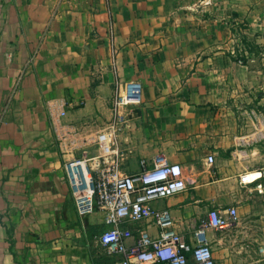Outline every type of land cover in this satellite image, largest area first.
I'll list each match as a JSON object with an SVG mask.
<instances>
[{
	"label": "crops",
	"instance_id": "crops-1",
	"mask_svg": "<svg viewBox=\"0 0 264 264\" xmlns=\"http://www.w3.org/2000/svg\"><path fill=\"white\" fill-rule=\"evenodd\" d=\"M13 9L17 21L6 27L19 31L0 53V264H100L108 214H79L65 164L87 154L131 174L159 153L182 166L188 189L154 207L169 208L187 239L212 208L236 207L246 240L237 244L233 228L208 230L216 263L264 264V241L252 246L264 237V197L239 179L264 181V0ZM51 11L46 43L23 70ZM128 81L140 84L142 101L132 114L123 108L128 124L114 132V97ZM146 226L124 222L127 241Z\"/></svg>",
	"mask_w": 264,
	"mask_h": 264
},
{
	"label": "built area",
	"instance_id": "built-area-1",
	"mask_svg": "<svg viewBox=\"0 0 264 264\" xmlns=\"http://www.w3.org/2000/svg\"><path fill=\"white\" fill-rule=\"evenodd\" d=\"M141 96V86L136 82L118 86L110 124L114 132L122 131L128 124L129 114L123 108L132 110L141 103ZM95 158L87 154L74 158L65 164V172L80 215L96 209L107 212L111 227L100 234L98 241L108 256L116 258L115 264H217L207 232L236 227L240 222L236 207L212 208L187 239L174 228L170 209L153 205L156 200L188 189V179L179 163L170 162L164 153H159L151 160L143 158L140 170L127 174L121 171L117 160ZM214 160L210 154L208 161ZM262 178L248 172L239 177L242 184L256 182L264 197ZM132 221H144L148 226L138 228L134 241L129 243L123 223ZM150 226L157 227L156 234L150 231Z\"/></svg>",
	"mask_w": 264,
	"mask_h": 264
},
{
	"label": "rangeland",
	"instance_id": "rangeland-1",
	"mask_svg": "<svg viewBox=\"0 0 264 264\" xmlns=\"http://www.w3.org/2000/svg\"><path fill=\"white\" fill-rule=\"evenodd\" d=\"M51 1L52 0H0V53H4V51H5V44H4L5 36H7L8 38L9 37L13 38L14 33L19 31L18 28L6 27L7 25H11L12 24L11 22L16 23V21H17L16 13H15L13 8L15 6L16 7L19 5L21 6L22 4L25 5V3L28 5V4H34L36 2H38V4L47 5L48 2H51ZM10 10H12L11 13H10ZM55 15H56V13L51 11L49 13V16L46 18L45 28L42 32H39L40 34L38 35L39 43L36 47H33L35 49H33V50L30 49L29 57H28V60L26 61V65H25L23 70H25V68H27L31 64L32 60L34 59V57L38 53H41V46H44V44L46 43L48 31L50 30V25H51ZM5 28H7L8 31ZM9 44H10V42H9ZM17 47H18L17 45H14V48H17ZM17 82H18V80L14 81V86L18 85ZM240 222L238 223L237 227L233 228V231L236 234H238L237 244H239L240 241H243V239H245V237H243V232L241 231L242 229H240V227H238ZM102 233H103V231H102ZM99 235H100V233L98 234L97 238H99ZM262 240L264 241V237L260 238V240H258V241H254V243L252 244L253 249L254 248L257 249L259 243L262 242ZM97 246L104 253L99 242H98ZM115 259L116 258H109L107 255H105L104 258L101 259L100 264L101 263L102 264H115Z\"/></svg>",
	"mask_w": 264,
	"mask_h": 264
},
{
	"label": "trees",
	"instance_id": "trees-1",
	"mask_svg": "<svg viewBox=\"0 0 264 264\" xmlns=\"http://www.w3.org/2000/svg\"><path fill=\"white\" fill-rule=\"evenodd\" d=\"M108 256V255H107ZM109 258H115V257H112V256H108ZM116 260V259H115Z\"/></svg>",
	"mask_w": 264,
	"mask_h": 264
}]
</instances>
